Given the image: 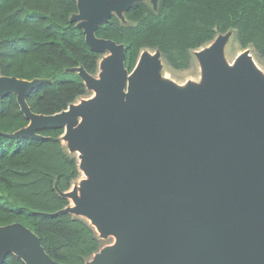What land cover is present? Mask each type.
<instances>
[{"label": "water", "instance_id": "water-1", "mask_svg": "<svg viewBox=\"0 0 264 264\" xmlns=\"http://www.w3.org/2000/svg\"><path fill=\"white\" fill-rule=\"evenodd\" d=\"M137 1L76 0L70 21L83 29L90 49L111 53L100 80L72 69L96 92L93 99L36 114L26 99L44 80L0 76V99L15 94L29 121L5 135L42 138L38 130L63 129L69 152H78L85 197L62 193L75 206L52 215L85 214L101 239L116 237L86 264H264V86L258 73L246 51L233 71L225 68L220 50L229 34L198 54L202 92L159 83L157 52L142 55L128 72L123 44L98 38L95 30L113 14L123 19ZM7 254L24 264H61L21 223L0 226V264Z\"/></svg>", "mask_w": 264, "mask_h": 264}, {"label": "trees", "instance_id": "trees-1", "mask_svg": "<svg viewBox=\"0 0 264 264\" xmlns=\"http://www.w3.org/2000/svg\"><path fill=\"white\" fill-rule=\"evenodd\" d=\"M76 0H0V76L44 80L27 104L51 115L87 97L77 71L94 76L103 53L93 51L83 29L71 22ZM231 34L239 49L264 58V0H140L98 26V38L124 46L130 72L143 50L159 53L174 70L188 69L195 51L220 35ZM16 95L0 99V226L21 223L61 264H86L103 239L78 215H52L69 205L65 193L78 179V159L61 144L63 129L45 128L42 138H10L28 125ZM3 264H24L7 254Z\"/></svg>", "mask_w": 264, "mask_h": 264}, {"label": "rangeland", "instance_id": "rangeland-1", "mask_svg": "<svg viewBox=\"0 0 264 264\" xmlns=\"http://www.w3.org/2000/svg\"><path fill=\"white\" fill-rule=\"evenodd\" d=\"M110 2H114V1H110ZM216 40V38H215ZM214 40V41H215ZM213 41V42H214ZM213 42L205 47H202L198 50L195 51V55H193V61H192V65L188 68V69H184V70H174L171 69L166 63L165 61L160 57L159 58V67L156 70V79L159 83L161 84H168L173 86L174 88H176L177 90H179L180 92H182L186 87L191 86L193 87L195 90L202 92L205 89V81H204V71H203V66H202V61L200 60V58L198 57V54L200 52H202L204 49L211 47V45L213 44ZM247 52V57L249 59H251L255 65H256V71L258 73V77L259 80L261 81V83L264 86V58L257 60L253 54L251 53L250 49H244L241 50L239 49V46L233 41L232 39V35L229 34V37L227 38V40L224 42L221 50H220V58L221 61L223 63V65L225 66V68H227L230 71L234 70V62L238 59V57H240L242 55L243 52ZM144 54H148L150 56L155 55L154 51L151 50H143L140 55L139 58H141L142 55ZM111 55V53L109 51H105L103 52L102 58L99 62V69L96 75H94V77L98 80L101 79V75L103 74V71L101 69V63L109 58ZM96 96V92L93 90H90V93L87 97L83 98L82 100L78 101L77 104H82L84 102H87L91 99H93ZM61 144L64 147L65 151L69 154L75 155L76 158L79 160V154L78 152L75 150H71L72 152H69L68 150V142L67 141H63L61 138ZM80 175L78 177L77 180H75L73 182V184L71 185V187L66 191V192H72L74 190L77 191V195L79 198L83 199L85 197V194L83 193V191L80 188L79 182L80 180L84 179L85 176L83 175V173L79 170ZM69 201V205L68 206H75L74 202L72 199L68 198ZM80 218L86 220L89 224L92 225V221L91 218L88 217L85 214H80L79 215ZM93 226V225H92ZM94 227V226H93ZM95 229V227H94ZM103 244H104V248L105 247H111L114 246L116 244V237L113 235H108L105 238H103ZM95 257V255L93 256V258ZM92 258V259H93ZM91 261V260H90Z\"/></svg>", "mask_w": 264, "mask_h": 264}, {"label": "bare ground", "instance_id": "bare-ground-1", "mask_svg": "<svg viewBox=\"0 0 264 264\" xmlns=\"http://www.w3.org/2000/svg\"><path fill=\"white\" fill-rule=\"evenodd\" d=\"M248 59V58H247ZM250 63H251V67H252V69L255 71L256 70V65H255V63L252 61V60H250ZM234 64H235V62H234Z\"/></svg>", "mask_w": 264, "mask_h": 264}]
</instances>
